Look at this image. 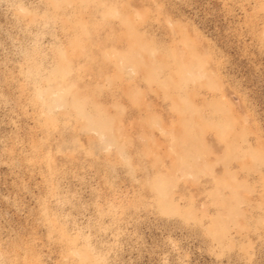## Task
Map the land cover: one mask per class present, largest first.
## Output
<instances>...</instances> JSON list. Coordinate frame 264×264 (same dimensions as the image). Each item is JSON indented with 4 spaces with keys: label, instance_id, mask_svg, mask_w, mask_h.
Instances as JSON below:
<instances>
[{
    "label": "rangeland",
    "instance_id": "obj_1",
    "mask_svg": "<svg viewBox=\"0 0 264 264\" xmlns=\"http://www.w3.org/2000/svg\"><path fill=\"white\" fill-rule=\"evenodd\" d=\"M0 264H264V0H0Z\"/></svg>",
    "mask_w": 264,
    "mask_h": 264
}]
</instances>
